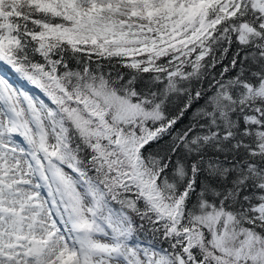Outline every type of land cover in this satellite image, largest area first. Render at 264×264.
I'll list each match as a JSON object with an SVG mask.
<instances>
[{
  "label": "snow or ice",
  "instance_id": "snow-or-ice-1",
  "mask_svg": "<svg viewBox=\"0 0 264 264\" xmlns=\"http://www.w3.org/2000/svg\"><path fill=\"white\" fill-rule=\"evenodd\" d=\"M0 64V264H264V0H0Z\"/></svg>",
  "mask_w": 264,
  "mask_h": 264
},
{
  "label": "trees",
  "instance_id": "trees-1",
  "mask_svg": "<svg viewBox=\"0 0 264 264\" xmlns=\"http://www.w3.org/2000/svg\"><path fill=\"white\" fill-rule=\"evenodd\" d=\"M233 51H234V48H233V49H230V51H229L228 55L225 57V59H224L220 64H217L216 68L212 70V72H213L214 75L217 74V73H219L220 71H222L223 66H226V65L229 64V62H230V60H231V56H232V52H233ZM216 55L219 56L220 53L217 52ZM206 59H207V58H206ZM112 64L114 65V67H111L110 70H111L113 73H115L116 71H119V72H122V73L127 74V73L130 71V70L127 69L126 67H123V66H121V65H119V64H116V60H115V59L112 61ZM105 68H106V70H109L110 66L106 63V64H105ZM189 115H190V114H189ZM187 122H188L187 120L184 121L185 124H186ZM178 127H182V125H178Z\"/></svg>",
  "mask_w": 264,
  "mask_h": 264
},
{
  "label": "rangeland",
  "instance_id": "rangeland-1",
  "mask_svg": "<svg viewBox=\"0 0 264 264\" xmlns=\"http://www.w3.org/2000/svg\"><path fill=\"white\" fill-rule=\"evenodd\" d=\"M0 75H5L10 82L18 87H24L28 91H33L38 93L39 90L35 89L33 86L28 85L26 81L19 79L18 75L10 68L4 64H0Z\"/></svg>",
  "mask_w": 264,
  "mask_h": 264
}]
</instances>
